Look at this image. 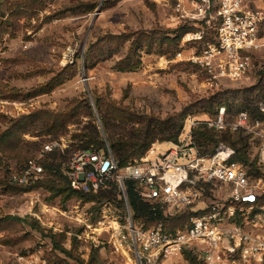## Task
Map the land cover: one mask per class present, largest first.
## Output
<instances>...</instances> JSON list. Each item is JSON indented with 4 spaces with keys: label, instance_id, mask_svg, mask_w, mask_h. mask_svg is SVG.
Segmentation results:
<instances>
[{
    "label": "rangeland",
    "instance_id": "obj_1",
    "mask_svg": "<svg viewBox=\"0 0 264 264\" xmlns=\"http://www.w3.org/2000/svg\"><path fill=\"white\" fill-rule=\"evenodd\" d=\"M175 3L0 0V133L16 123L28 126L23 132L14 129L17 136L6 134L1 142L6 149L0 151V264H18L15 255L21 252L60 264H136L132 252L115 249L113 222L124 226V233L129 222L143 230L156 225L135 217L115 181L110 187L117 191L113 199L96 195L64 198L65 194H54L47 184L23 189L6 182L8 170L21 167L44 143L57 140L67 147L75 141V133L87 130L83 100L90 104L104 144L107 141L94 107L97 95L140 116L166 118L186 111L177 140L170 142L182 141L191 121L192 143L201 151H209L215 145L209 139L203 142L199 130L205 129L208 134H214V130L208 129L205 121L214 118L221 106L234 105L237 111L240 91L259 84L264 75L262 55L253 58V68L242 80L222 78L218 86L204 84L206 75L185 60L187 55L200 52L197 39L187 40V34L203 27V18L196 16L193 2H185L187 15L181 17L174 10ZM183 24L193 26L173 48L170 39L175 34L166 31L182 28ZM135 64V71H130ZM233 90L222 98L227 104L217 105L223 91ZM214 96V105L203 108L205 101ZM250 99L255 108L264 101V93L255 90ZM48 111L65 125L51 129ZM38 113L44 122H38ZM235 113H229L230 120H234ZM212 136L218 138L219 134ZM172 147L168 141H155L144 155L156 158ZM250 150L253 158L254 150ZM251 168L255 170L254 164ZM191 213L164 214L167 229H184ZM256 214L244 209L237 213L240 219L236 221L244 225L246 217L254 218L262 226L258 227L259 234H264V215ZM246 226L249 234L258 233L251 225ZM193 257L201 259L195 250L184 247L163 263L191 264Z\"/></svg>",
    "mask_w": 264,
    "mask_h": 264
},
{
    "label": "built area",
    "instance_id": "obj_2",
    "mask_svg": "<svg viewBox=\"0 0 264 264\" xmlns=\"http://www.w3.org/2000/svg\"><path fill=\"white\" fill-rule=\"evenodd\" d=\"M185 2H193L204 24L188 33L187 40L216 31L215 41L203 43L199 53L185 58L206 75L204 84L214 87L222 78L240 81L246 77L253 58L264 56V0H176L174 10L181 17L187 15ZM192 124L182 141L156 158L143 155L119 168L106 143L105 148L72 151L63 173L74 190L86 193L108 189L115 181L125 199L124 178H130L137 182L140 197L163 214L192 211L189 224L172 233L162 223L143 230L131 222L124 233V226L113 222L115 249L132 252L136 264H164L184 247L195 250L204 264H264V234L258 229L262 226L249 216L246 224L237 223V213L244 209L264 215V101L252 113L239 112L234 120L221 106L214 118L205 121L208 129L246 136L247 155L255 170L249 162L235 159L237 148L230 142L220 141L212 150L201 151L192 143ZM55 148L63 151L66 145L57 140L44 143L24 165L10 170L9 181L26 185L41 179L43 156ZM246 225L258 233L249 234ZM15 258L18 264H53L30 252Z\"/></svg>",
    "mask_w": 264,
    "mask_h": 264
},
{
    "label": "trees",
    "instance_id": "obj_3",
    "mask_svg": "<svg viewBox=\"0 0 264 264\" xmlns=\"http://www.w3.org/2000/svg\"><path fill=\"white\" fill-rule=\"evenodd\" d=\"M193 25L183 24L182 28L176 29H168L167 33L175 34L174 37L170 39V45L173 48L178 47L179 41L183 33L189 31ZM195 26V25H194ZM189 28V29H188ZM194 28H197L196 26ZM199 28V27H198ZM197 28V30H198ZM216 31L207 32L203 34L200 39H197L198 42V51H200L202 44L206 42H213L215 41V34ZM197 51V52H198ZM163 55V54H161ZM133 66L130 71H135L137 67ZM174 66V65H173ZM137 70V69H136ZM264 73V71H262ZM264 81V75H262L260 82L258 85H254L249 88H244L240 91V103L235 107L236 110L241 111H248L250 113L254 112L255 108L253 103H251V95L257 90L258 92L264 93V85L261 82ZM230 93H234L233 91H223L217 97L219 100L217 101L218 104H222L225 99H222L225 96H228ZM37 95V94H36ZM218 96V95H217ZM216 97H212L205 101L203 104L204 107H211L214 105ZM84 114L88 117L87 123V130H81L79 133H75L73 135L72 143L70 142L69 145L62 151L59 148H55L52 151L46 152L43 156V170L44 175L41 179L29 183L26 185H21L18 183L10 182L9 181V174L6 178V182L9 181L12 186H17L23 189H30L34 187H38L40 185H45L49 187L50 190L54 192L56 195L65 194L64 198H69L72 195H79V196H86L89 197L91 195H96L97 198H106V199H113L117 195V191L115 188H109L100 190L97 193H86L82 191L74 190L69 183L68 178L63 173L62 166L63 164L69 159V156L72 151L76 149H86V148H105V144L103 139H101V131L98 129L97 125L94 123L95 118L91 113L90 104L83 100ZM223 104H227V101ZM77 105L74 107V110L77 108ZM228 106V105H227ZM229 113L238 114L237 111H234L233 107L228 106ZM94 107L96 110L97 117L102 125V131L105 135V140L107 141L111 153L119 166L122 168L126 166L128 163L132 162L134 159H138L144 155V153L149 149L152 143L155 141H176L180 130L182 128V123L184 118L187 116L186 111H180L173 115H170L166 118H159L153 116H140L135 113L129 112L125 107H122L120 104L110 101V99L106 101L104 97L101 95H97L94 97ZM51 117V129L55 128V126H63L65 125V121L59 123L60 119L56 116H52L50 111L47 112ZM79 111H76L78 114ZM40 113L37 114L38 122H44L43 116ZM31 116V115H28ZM31 118V117H29ZM41 118V119H40ZM40 119V120H39ZM52 119V120H51ZM46 121V123H48ZM138 125V126H135ZM123 128H121V127ZM128 126L130 127L128 129ZM27 128L28 126L25 125H12L10 129L5 133H0V151H4L6 149V145L4 143L1 144L5 135H16L17 132H23V129ZM121 128V131H118V128ZM15 129V130H14ZM128 129V130H127ZM200 135L204 137V141L211 140L212 143L216 146L218 142L221 141H229L230 143L234 144L237 148V155L235 156L236 160H240L243 163L249 162V158L247 155V137L243 136V134L239 131L230 133L229 131H224L226 134H223V131H211L214 134H208L205 129L199 130ZM219 134L218 138L213 137L212 135ZM211 135V136H210ZM17 136V135H16ZM17 139V137H16ZM50 141V140H49ZM203 144V143H200ZM214 146V147H215ZM213 147V148H214ZM34 155L26 159L24 164L32 158ZM251 166L253 163L249 162ZM23 164V165H24ZM10 173V169L8 170ZM45 176V177H44ZM41 183V184H40ZM100 193V194H98ZM98 194V195H97ZM125 194L126 200L133 211L135 217L139 219H145L148 221H153L156 224L162 223L165 231L167 232H175L174 229L168 228L165 225V221L167 220L164 217L162 210L152 204L151 202L143 200L137 191V182L133 179L127 178L125 181ZM100 196V197H99ZM193 214V213H191ZM166 226V227H165ZM56 244V241H54ZM57 248H61L59 245H56ZM191 264H204L202 259H197L196 257L190 258ZM52 262V261H50ZM53 264H60L58 262H52ZM66 264V263H64ZM78 264H81L79 262ZM83 264V263H82Z\"/></svg>",
    "mask_w": 264,
    "mask_h": 264
},
{
    "label": "crops",
    "instance_id": "obj_4",
    "mask_svg": "<svg viewBox=\"0 0 264 264\" xmlns=\"http://www.w3.org/2000/svg\"><path fill=\"white\" fill-rule=\"evenodd\" d=\"M169 143H171L172 145H174L172 142H170V141H168ZM173 148V147H172ZM172 148H170V149H172Z\"/></svg>",
    "mask_w": 264,
    "mask_h": 264
}]
</instances>
